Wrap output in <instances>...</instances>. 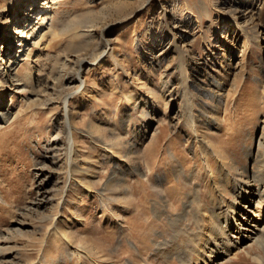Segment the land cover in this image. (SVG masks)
Listing matches in <instances>:
<instances>
[{
  "label": "rangeland",
  "instance_id": "1",
  "mask_svg": "<svg viewBox=\"0 0 264 264\" xmlns=\"http://www.w3.org/2000/svg\"><path fill=\"white\" fill-rule=\"evenodd\" d=\"M37 1L30 6L33 0H0V113L10 115L0 120V264H166L149 247L155 229L165 230L159 239L172 234L152 210L160 199L157 176L167 174L168 185L191 191L184 176L173 172L176 154L194 181L204 183L203 193L208 189L203 163L191 154L195 135L192 147L186 141L190 112L200 134L209 136L226 161L250 166L245 146L256 149L264 139V32L260 47L246 44L235 31L234 18L244 17L242 0H55L39 15L31 10L42 3ZM29 6L32 16L25 14ZM247 6L264 31V0ZM44 12L49 19L42 27L51 32L30 47L31 56L17 68L6 56L13 43L6 36L15 21H3L22 16L13 43L16 60L21 45L33 43L31 32ZM174 34L189 50L186 56L176 48ZM225 40L234 45L232 58L229 50L223 57ZM82 60L86 86L77 92ZM29 71L30 86L19 87L14 74L26 79ZM69 92L75 93L69 103L75 159L84 169L73 171L70 180L64 156L54 162L50 144L58 132L65 141L60 130ZM215 119L220 128L209 131L203 124ZM107 143L118 159H111ZM210 160L217 165L214 156ZM81 179L86 182L77 183ZM175 203L174 209L181 207ZM192 221L191 232L197 229ZM194 234L179 233L168 249L188 250ZM254 247L250 253L234 250L223 264H260L254 258L260 249Z\"/></svg>",
  "mask_w": 264,
  "mask_h": 264
},
{
  "label": "bare ground",
  "instance_id": "2",
  "mask_svg": "<svg viewBox=\"0 0 264 264\" xmlns=\"http://www.w3.org/2000/svg\"><path fill=\"white\" fill-rule=\"evenodd\" d=\"M54 1L55 0H42L41 4H38L37 6L33 7V9L31 10H35L37 15H39L40 12H43L40 11L42 10L40 8L43 7V10H45L48 8V4ZM249 1L250 0H242V11L244 17L242 21H240L238 17H235L233 27L235 28V31L242 32V34L244 35V42L246 44L247 42L249 44H251V42H255L261 47V35L264 31L260 28L258 24L253 23V20L251 18L253 13L251 12L250 7L247 6ZM35 3H38V1L33 0L30 6H32V4L34 5ZM30 6L27 12L25 13L26 16L33 15L30 11V8H32ZM47 18V13L46 16L42 14L40 25H38V27H36L31 32L34 38L33 43L31 41L27 43L26 46L29 45V47H27L26 49H23V45H21L20 54L18 59L16 60L14 57H12V53L14 50L13 43L16 39L17 33L19 32L20 26L18 24L22 19V16L18 15L15 18L8 17L3 21L4 23H8L9 25L12 24L13 21H15V23H13V25L15 24V29H13L6 36L7 39H11V41L13 42L9 45L8 53L6 55L7 58L10 57V63L12 65L17 66L23 60L26 62V59L31 56L30 47H32V45L39 44L40 40L43 39V37H45L47 33L51 32V27H49L50 25L48 26L49 29H47L46 27H42V25L46 22ZM26 20L29 19L27 18ZM38 28L39 30L35 35V32ZM174 35L176 48L182 53L183 56H186L189 50H187L183 44H180L178 41L179 37L176 34ZM181 38V42L186 43V38L183 34ZM233 48L234 45H229L227 40L223 42V57L225 59H227V50H229L230 58H232ZM2 50L4 49L2 48ZM22 50L23 52H21ZM105 53H110L112 55L113 52L108 49ZM114 60L116 64H118V60L116 58H114ZM84 62L85 61L82 60L79 69L77 68V76L80 79V87L77 89V92H80L86 86V80L82 79L81 74ZM29 63L31 62L29 61ZM232 64L230 62L227 63V65L229 66H232ZM233 68L235 69L236 67ZM32 74L33 73L29 71L26 74L27 78L25 79L21 77L23 78L21 79L18 72H16L14 76L16 77L15 80L20 82L19 87L26 88L29 85V79L32 78ZM255 79L259 80V77H256ZM214 80L218 86L221 85L218 79L214 78ZM73 94L75 93L69 92L65 96L63 103L64 124L60 131L64 132L66 136L65 141L63 142L61 132H58L54 137L50 139V144H52L51 148L55 153L54 162L58 161L57 159L60 157V155L64 156V161L70 168V172L68 171L69 180L73 177V171H75L76 169L78 170V168L79 170L81 169L75 159L76 137L74 132V123L72 119L73 112L71 111L69 104L70 97ZM191 94L188 95L190 97L188 100L190 101L189 103H191L190 107H192L193 103ZM0 108H4V103H2V99H0ZM149 112L150 110L147 111V114H150ZM190 113L191 114L189 116V127L192 133L187 136L186 141L188 145H190L189 139L193 134L195 135V140H193L195 149L191 148V154L195 158H200L203 163V167L206 170V175L203 174L202 179L206 182V186L208 187V189L206 190V192H204V194V183L201 181L195 182L193 174H190V171L187 173L182 159L178 158V156L176 157V154L171 155V160L174 162V174H176V177L178 179H180L181 176H184L185 182L191 185V191L184 192V186L178 188L175 186L172 187V185H168L170 184V177L167 176V174L157 176L156 182L159 187L160 199L155 201L156 203L153 205L152 210L156 219H163L166 223L169 224L172 234L170 233V238L163 237V239H159V237H162L165 234V230L155 229L156 235L154 234V237L151 238L149 247L153 249L154 254H156V256L157 254H159V258H162V262L166 264L173 263L176 259L179 260L180 264H223L234 250L243 249L247 253H250L251 249H253L254 246H257L260 249V252L258 255L256 254V257L254 258L257 259V261L264 263V141H262L264 139H259L256 149H254L252 145L245 146V154L247 159H249L250 166H247V164L238 165L235 159L226 161L222 152H219L213 147V144L208 138L209 136L206 134H200L199 125L197 124L196 117L194 114H192V112ZM9 116L8 114L1 112L0 120H8ZM203 125L207 126L209 131H218L221 124H219L218 119H215V122L212 121L211 123ZM148 128L149 127L147 126L144 134L148 132ZM262 134L264 136V128ZM190 146L192 147V145ZM109 147L110 146L107 143L106 149L111 155V159L116 160L118 156L114 155L115 153ZM213 156L217 164L215 166L212 165V162L210 160V157L212 158ZM260 164H262L261 167ZM131 167L136 171L139 170L138 166L131 165ZM81 170L84 171L83 168ZM117 180L119 184H123L124 182H121L123 179L120 177L117 178ZM85 182H83L82 179L80 181H77V183L79 184H83ZM69 187L70 184L67 183L65 188V194L68 192ZM88 191L92 192L91 190ZM65 196L66 195L61 198L62 202L66 201ZM176 201H180L181 207L178 206V209H174ZM207 201H209V204L207 203ZM194 207L195 209H197L195 213L192 212L191 209ZM191 219L197 227V229H195L193 232H191V228L189 227ZM183 232L188 236L195 232L193 238L191 239V241L193 242L190 241L191 243L188 246V250H185L181 245H178V251L168 249V247L171 246L170 243L177 238L179 233ZM63 237L67 245L72 244V240L68 237L67 234L63 235ZM134 245L136 246L135 248L138 250V254H142V246L137 243ZM83 249L85 250L86 248ZM77 254L79 255V253ZM141 257L143 258V260H147L146 256L142 255ZM126 264H133V262L131 260H128Z\"/></svg>",
  "mask_w": 264,
  "mask_h": 264
}]
</instances>
